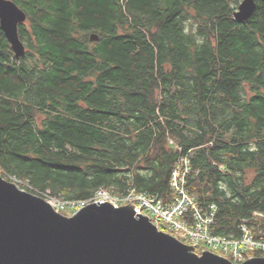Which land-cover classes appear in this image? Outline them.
Returning <instances> with one entry per match:
<instances>
[{"label":"trees","instance_id":"16d2710c","mask_svg":"<svg viewBox=\"0 0 264 264\" xmlns=\"http://www.w3.org/2000/svg\"><path fill=\"white\" fill-rule=\"evenodd\" d=\"M13 1L25 53L0 29L2 176L168 203L186 157V189L217 207L211 233L264 239V1L241 22V0Z\"/></svg>","mask_w":264,"mask_h":264},{"label":"water","instance_id":"95a60500","mask_svg":"<svg viewBox=\"0 0 264 264\" xmlns=\"http://www.w3.org/2000/svg\"><path fill=\"white\" fill-rule=\"evenodd\" d=\"M257 1L264 0H241L233 18L249 19ZM25 20L13 0H0V29L16 57L25 53L18 34ZM0 264H264V256L234 262L209 249L197 253L131 203L91 201L64 215L0 173Z\"/></svg>","mask_w":264,"mask_h":264},{"label":"built area","instance_id":"2783aa9c","mask_svg":"<svg viewBox=\"0 0 264 264\" xmlns=\"http://www.w3.org/2000/svg\"><path fill=\"white\" fill-rule=\"evenodd\" d=\"M189 171V160L186 157L180 158L172 169L170 186L173 190V197L168 203H164L158 197L137 191L133 187L120 193L100 188L88 200H72L54 195L49 189L41 191L32 188L26 180H19L15 177H10L8 180H14L22 189L44 198L57 211L61 209L75 211L88 202L98 200L111 202L115 206L131 203L140 214L149 216L158 228L160 224H164L170 230H179L185 237V243L194 247L203 244L211 251L234 262L247 259L248 252H264V239L255 238L245 225H241L242 234L239 237L211 233L210 227L213 224L217 207L211 204L203 208L197 204L194 195L190 194L185 186Z\"/></svg>","mask_w":264,"mask_h":264},{"label":"rangeland","instance_id":"374dc122","mask_svg":"<svg viewBox=\"0 0 264 264\" xmlns=\"http://www.w3.org/2000/svg\"><path fill=\"white\" fill-rule=\"evenodd\" d=\"M12 182H14V183H16L14 180H11ZM17 184V183H16ZM59 212H61L62 214H64V215H71L72 214V212H73V210H70V209H61ZM171 232H172V234L175 236V237H177L178 239H180L181 241H183V242H185V237H184V235H183V233L181 232V231H179V230H170ZM201 245H203V244H201ZM204 246V245H203ZM205 249H209V250H211L210 248H208V247H205L204 248V250Z\"/></svg>","mask_w":264,"mask_h":264},{"label":"bare ground","instance_id":"6f19581e","mask_svg":"<svg viewBox=\"0 0 264 264\" xmlns=\"http://www.w3.org/2000/svg\"><path fill=\"white\" fill-rule=\"evenodd\" d=\"M224 169V168H223Z\"/></svg>","mask_w":264,"mask_h":264}]
</instances>
